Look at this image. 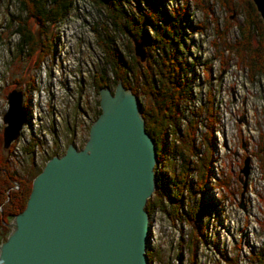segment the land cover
<instances>
[{"label": "rangeland", "instance_id": "rangeland-1", "mask_svg": "<svg viewBox=\"0 0 264 264\" xmlns=\"http://www.w3.org/2000/svg\"><path fill=\"white\" fill-rule=\"evenodd\" d=\"M149 1L158 12L184 6L182 16H187L176 40L184 64L183 76L192 78L191 99L184 106L179 133L186 118L194 117L185 107L192 111L199 105L207 107L208 92L214 121L207 135L205 112L194 117V145L203 153L207 139L211 161L203 194H191L184 188L182 204L176 211L170 209L167 200L174 192L169 178L172 173L177 175L179 162L167 153L159 160V169L165 165L160 170L164 189L156 194L160 206L148 215V264H264V170L260 166V159L264 162V78L255 76L251 81L237 57L224 48L238 40L237 27L243 21L244 6L229 9L217 0ZM123 2L133 11L132 0ZM139 7H144L143 1ZM20 21L32 33L41 30V45L32 51L18 45L15 29ZM101 25H107L102 11L88 0H74L61 20L43 21L41 26L20 0H0V151L7 156L10 168L24 179L40 171L48 157L61 155L68 143L77 148L84 144L88 127L96 117L98 92H94V84L98 74L103 73L94 35ZM248 38L251 45H258L255 32ZM116 41L119 45L127 42L124 37ZM189 62L195 65L188 73L185 66ZM104 74L110 78L107 70ZM114 85L110 84V89ZM12 89L21 93L25 120L6 154L11 143L2 148V115L7 107L5 95ZM138 99L145 101L142 95ZM183 104L180 101L179 109ZM177 135L172 139L170 134L165 135L164 146L168 140L178 144ZM24 146L32 150L31 154L23 152ZM244 158H248V173L240 196L238 176L242 182L239 169ZM196 177L193 171L186 179L193 189ZM154 192L148 199L152 200ZM199 198L207 206L196 227L184 217V211ZM190 230L196 234L195 246L188 242Z\"/></svg>", "mask_w": 264, "mask_h": 264}, {"label": "water", "instance_id": "water-1", "mask_svg": "<svg viewBox=\"0 0 264 264\" xmlns=\"http://www.w3.org/2000/svg\"><path fill=\"white\" fill-rule=\"evenodd\" d=\"M264 27V0H251ZM133 55L145 52L132 40ZM2 148L25 120L21 93L5 95ZM137 97L117 80L98 89L99 113L81 148L68 143L30 182L24 207L2 222L0 264H148L144 209L156 187V153ZM241 193L248 158L239 169Z\"/></svg>", "mask_w": 264, "mask_h": 264}, {"label": "trees", "instance_id": "trees-1", "mask_svg": "<svg viewBox=\"0 0 264 264\" xmlns=\"http://www.w3.org/2000/svg\"><path fill=\"white\" fill-rule=\"evenodd\" d=\"M74 0H20V5L30 16L34 17L38 25L43 21L54 23L66 14L71 8ZM102 11L107 25H101L98 31L94 32L96 44L100 52V58L103 65V73L98 74L92 81L94 92L97 93L100 87L115 84L120 80L125 88H128L138 100V108L144 119L145 132L153 139L156 153V162L167 154L175 155L179 162V171L177 175L172 173L169 182L174 187L172 196L167 201L170 203V209L176 211L182 204L184 198V188L195 194H203L202 185L208 175L207 168L210 158V147L207 139L204 138V152L201 147L194 145L193 134L196 129V120L202 112L204 115V127L206 134L209 135L212 129L213 111L212 98L210 92L207 93V107L197 106L192 111L190 107L185 109L194 117L186 118L183 131L179 133L181 116L186 103L191 99L190 83L192 78L183 76L184 64L178 51L176 36L179 34L181 25L186 23L184 6L180 9H171L167 12H158L155 4L149 0H132L133 11L127 9L123 0H88ZM143 1L144 7H139V2ZM221 6L226 8H235L234 6H244L243 21L238 25V40L231 44L224 45L225 50L233 53L238 61L246 68L249 79L254 80L255 76L264 78V38L262 21L256 12L251 0H217ZM28 6H27V3ZM185 16V17H184ZM185 19V20H184ZM198 27H200L198 25ZM255 32L257 35L256 46L251 45L248 34ZM15 33L18 35V45L20 47L28 46L32 51L41 45V30L32 33L23 24V21L17 23ZM118 37H124L127 42L116 41ZM220 38V37H219ZM249 39V40H248ZM47 48L49 51V41L47 39ZM132 40L140 43L145 52V59L140 62L133 55ZM41 53V52H40ZM41 56V55H40ZM194 62H189L185 69L192 72ZM108 71L110 78L106 76ZM143 96L145 101L141 102L138 98ZM147 98V99H146ZM184 103L179 109V104ZM95 116L99 113L98 100L95 102ZM170 134L172 139L178 134L179 143L173 145L169 141L167 147L164 146L165 135ZM262 139L260 138V142ZM30 143L29 145H32ZM9 148L6 154L10 153ZM25 154H31V149L27 146L22 148ZM196 158L195 161L191 159ZM49 158V157H48ZM163 159V158H162ZM169 162V161H167ZM260 166L264 170V162L260 159ZM195 171V189H193L190 180L186 184L189 173ZM39 171L31 174L30 179H24L10 168L7 156L0 151V233L5 234L8 228L2 222L18 213L24 207L27 195L30 189L31 179ZM156 187L152 200L147 199L144 209L147 215L150 211L160 206L157 191L164 189L162 184L163 174L155 173ZM219 184H223L220 182ZM218 184V185H219ZM16 186V187H15ZM204 187V185H203ZM157 194V195H156ZM162 206V204H161ZM206 203L199 198L193 206H189L184 211V217L197 227V219L205 208ZM163 209V207H162ZM176 216V214H175ZM193 230H190L188 242L196 245V236ZM146 256L150 259V254L146 250ZM256 258V256H255ZM257 259V258H256ZM167 264V263H165Z\"/></svg>", "mask_w": 264, "mask_h": 264}, {"label": "built area", "instance_id": "built-area-1", "mask_svg": "<svg viewBox=\"0 0 264 264\" xmlns=\"http://www.w3.org/2000/svg\"><path fill=\"white\" fill-rule=\"evenodd\" d=\"M168 143H169V140H168ZM158 164H159V161L156 162V164H155V166H154L155 173H156V170H157V169L159 170L158 172L162 173L160 170H163L165 165L162 166L163 168L161 167V168L159 169Z\"/></svg>", "mask_w": 264, "mask_h": 264}, {"label": "flooded vegetation", "instance_id": "flooded-vegetation-1", "mask_svg": "<svg viewBox=\"0 0 264 264\" xmlns=\"http://www.w3.org/2000/svg\"><path fill=\"white\" fill-rule=\"evenodd\" d=\"M55 154H57V153H55Z\"/></svg>", "mask_w": 264, "mask_h": 264}]
</instances>
